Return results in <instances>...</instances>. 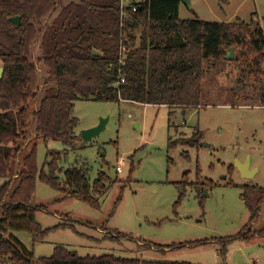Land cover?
<instances>
[{"label": "rangeland", "instance_id": "obj_1", "mask_svg": "<svg viewBox=\"0 0 264 264\" xmlns=\"http://www.w3.org/2000/svg\"><path fill=\"white\" fill-rule=\"evenodd\" d=\"M70 1L60 0L45 22ZM191 1L192 7L181 4L180 17L194 18L196 12L208 21H250L252 15L260 22L264 19V0ZM32 55L45 88L39 40ZM262 85L260 75L242 70L232 60L211 61L206 64L202 104L197 108L76 101L78 134L109 117L100 135L88 142L81 136L76 150L61 141L45 143L31 137L27 149L37 141L40 169L48 149H68L61 163L64 169L83 165L92 181L100 170L119 181L94 208L38 179L32 204L45 207L36 211L42 228L70 223L75 229L49 230L40 241L28 230L14 231L15 236L34 251L35 260L64 245L82 256L113 253L188 264H264V234L237 236L243 228L244 233L264 229V202L250 223V211L241 197L245 185L264 186V105L257 95ZM237 162H248L252 176L244 177ZM205 181L212 184L205 187L201 203L196 187ZM181 182L187 192L177 204ZM171 243L178 246L162 248Z\"/></svg>", "mask_w": 264, "mask_h": 264}, {"label": "trees", "instance_id": "obj_2", "mask_svg": "<svg viewBox=\"0 0 264 264\" xmlns=\"http://www.w3.org/2000/svg\"><path fill=\"white\" fill-rule=\"evenodd\" d=\"M59 1L0 0V66L4 67L0 77V177L9 179L0 188V264H188L113 253L82 256L64 245H57L51 256L35 260L34 251L12 231L28 230L40 241L49 230L75 229L70 223L42 228L36 211L45 207L32 204L38 179L99 208L100 199L119 178L100 170L92 181L83 165L64 169L61 163L68 149H48L40 169L37 141L29 150L27 145L36 137L78 149L80 120L74 108L81 99L197 108L202 104L206 64L228 61L225 56L230 47L237 67L262 78L257 95L264 105V19L260 22L252 15L250 21H208L196 12L194 18H182V0H131L137 1V10L122 25L120 0H73L51 22H45ZM15 15L21 17L20 24L9 20ZM37 40L42 53L39 62L47 73L45 88L39 80L42 70L32 55ZM121 42L128 48L124 65L119 63ZM121 77L125 81L117 86ZM51 80L54 84H48ZM210 184L205 181L196 187L201 203ZM184 185L178 183L177 204L186 195ZM241 197L252 223L264 202V186L245 185ZM245 229L237 236L248 238L251 232L244 233ZM256 233L264 234V229Z\"/></svg>", "mask_w": 264, "mask_h": 264}, {"label": "water", "instance_id": "obj_3", "mask_svg": "<svg viewBox=\"0 0 264 264\" xmlns=\"http://www.w3.org/2000/svg\"><path fill=\"white\" fill-rule=\"evenodd\" d=\"M183 3L188 5L189 7L192 6L191 0H182ZM9 20L14 22L15 24H20L21 17L19 15L11 16L9 17ZM99 53L98 51H95V54ZM235 57V51L233 47H230L227 51V54L225 56L226 60H233ZM4 67H0V77L3 75ZM109 117H101L100 121L89 128L83 129L81 132V136L84 141H92L94 137L100 135V133L106 128L107 122ZM238 167L242 171L244 177H251L253 172L248 167V162H237Z\"/></svg>", "mask_w": 264, "mask_h": 264}, {"label": "built area", "instance_id": "obj_4", "mask_svg": "<svg viewBox=\"0 0 264 264\" xmlns=\"http://www.w3.org/2000/svg\"><path fill=\"white\" fill-rule=\"evenodd\" d=\"M136 3L137 1L132 2L131 0H120V9H121L120 20L122 22V25L126 20L130 19L132 16L131 14L137 10ZM127 51H128L127 46L123 42H121V46L119 49V63L121 65H124L125 63ZM124 81H125L124 78L121 77L119 81L116 82V85L118 86ZM117 170H121L120 165L117 166Z\"/></svg>", "mask_w": 264, "mask_h": 264}, {"label": "crops", "instance_id": "obj_5", "mask_svg": "<svg viewBox=\"0 0 264 264\" xmlns=\"http://www.w3.org/2000/svg\"><path fill=\"white\" fill-rule=\"evenodd\" d=\"M191 2H192V1H191ZM182 3H183V2H182ZM191 7H192V6H191ZM236 19H240V18H236ZM236 19H235V20H236ZM231 21H234V20H231ZM0 67H1V66H0ZM8 180H9L8 178L0 177V188H1L2 185H4ZM12 189H13V188H12ZM256 231H257V230L252 231V232H251V235L249 236V238H250L251 236H255V235H257ZM12 232L15 234L14 231H12Z\"/></svg>", "mask_w": 264, "mask_h": 264}]
</instances>
